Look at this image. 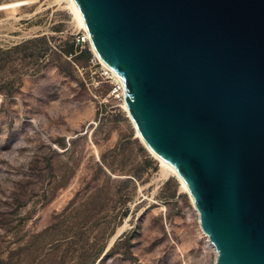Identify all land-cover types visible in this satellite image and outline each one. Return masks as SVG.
<instances>
[{
  "label": "rangeland",
  "instance_id": "374dc122",
  "mask_svg": "<svg viewBox=\"0 0 264 264\" xmlns=\"http://www.w3.org/2000/svg\"><path fill=\"white\" fill-rule=\"evenodd\" d=\"M16 3L0 10V264H96L109 247L98 264H215L67 3L0 0Z\"/></svg>",
  "mask_w": 264,
  "mask_h": 264
},
{
  "label": "water",
  "instance_id": "95a60500",
  "mask_svg": "<svg viewBox=\"0 0 264 264\" xmlns=\"http://www.w3.org/2000/svg\"><path fill=\"white\" fill-rule=\"evenodd\" d=\"M73 1L217 264H264V0Z\"/></svg>",
  "mask_w": 264,
  "mask_h": 264
},
{
  "label": "bare ground",
  "instance_id": "6f19581e",
  "mask_svg": "<svg viewBox=\"0 0 264 264\" xmlns=\"http://www.w3.org/2000/svg\"><path fill=\"white\" fill-rule=\"evenodd\" d=\"M58 2H60L61 0H56ZM67 3V8L68 10L70 11L71 15L73 16V20L75 21L76 25L85 32V39L87 40V43L89 45V49H90V52L93 54V56L95 57V59L99 62V64L103 67V69L105 71L108 72L109 75H111L120 85H121V88H122V92H123V107L125 109V111L127 112V115L129 116L130 120L132 121L130 115H129V112H128V109H127V106H126V103H125V92H124V87H123V84L120 80V78L118 77V75L103 61V59L98 55V53L95 51L90 39H89V36H88V33L86 31V27L83 23V19H82V15L80 13V10L78 9L77 5L75 4V2L73 0H63ZM24 4L23 3H16V4H9V5H3V6H0V10L2 9H9V8H12V7H18V6H23ZM75 25V26H76ZM76 26V27H77ZM133 123V121H132ZM134 125V123H133ZM134 128L136 130V135H137V138L140 140V143L142 144V146L144 147V149L151 155L152 158H154V160H156L159 164V167H160V175L161 177L163 178H167L168 176H173L177 179V181L179 182V185H180V189L181 191H183L185 194L188 195L189 199H190V202L196 212V209H195V206H194V202L188 192V189L184 183V181L182 180V178L179 176V174L176 172V170L169 164L167 163L166 161H164L163 159H161L160 157H158L155 153H153L149 148L148 146L144 143L143 139L141 138L140 134L138 133L135 125H134ZM197 214V212H196ZM198 216V214H197ZM198 224H199V227H200V223H199V219H198ZM201 229V227H200ZM201 232L204 236H206L202 229H201ZM215 264H217V262H215Z\"/></svg>",
  "mask_w": 264,
  "mask_h": 264
},
{
  "label": "built area",
  "instance_id": "2783aa9c",
  "mask_svg": "<svg viewBox=\"0 0 264 264\" xmlns=\"http://www.w3.org/2000/svg\"><path fill=\"white\" fill-rule=\"evenodd\" d=\"M81 42H85V38H81ZM102 68V67H101ZM103 75L111 81L112 83V89L110 90L109 94L114 98V99H123V92L121 85L111 76L108 74L107 71H105L102 68Z\"/></svg>",
  "mask_w": 264,
  "mask_h": 264
},
{
  "label": "trees",
  "instance_id": "16d2710c",
  "mask_svg": "<svg viewBox=\"0 0 264 264\" xmlns=\"http://www.w3.org/2000/svg\"><path fill=\"white\" fill-rule=\"evenodd\" d=\"M71 51H72V49H70V50L68 51V54L71 53Z\"/></svg>",
  "mask_w": 264,
  "mask_h": 264
}]
</instances>
